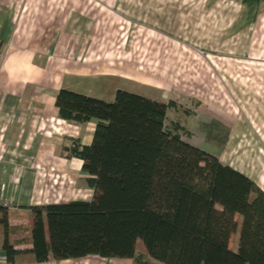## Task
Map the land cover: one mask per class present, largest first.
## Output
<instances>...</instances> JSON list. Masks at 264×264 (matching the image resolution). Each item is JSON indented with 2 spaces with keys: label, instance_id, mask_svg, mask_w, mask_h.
Here are the masks:
<instances>
[{
  "label": "crops",
  "instance_id": "0c3cea01",
  "mask_svg": "<svg viewBox=\"0 0 264 264\" xmlns=\"http://www.w3.org/2000/svg\"><path fill=\"white\" fill-rule=\"evenodd\" d=\"M213 58L228 63L224 72ZM126 85L174 102L170 123L202 115L204 128L216 122L236 135L245 97L246 117L259 119L264 136V0H0V200L13 202L11 241L29 237L32 225L21 231L19 218L30 208L94 196L83 162L65 148L90 145L97 122L62 120L60 90L102 100L109 90L115 100ZM245 174L264 190V175ZM90 258L44 264L102 263ZM16 264L37 263L21 255Z\"/></svg>",
  "mask_w": 264,
  "mask_h": 264
},
{
  "label": "trees",
  "instance_id": "16d2710c",
  "mask_svg": "<svg viewBox=\"0 0 264 264\" xmlns=\"http://www.w3.org/2000/svg\"><path fill=\"white\" fill-rule=\"evenodd\" d=\"M56 107L66 122H97L90 145L75 140L65 148L68 158L83 162L94 196L30 208L29 237L20 241L10 240L17 231L0 207L8 264L21 255L37 264L90 256L136 264H264V190L186 141V129L168 120L174 102L124 90L108 102L64 88Z\"/></svg>",
  "mask_w": 264,
  "mask_h": 264
},
{
  "label": "rangeland",
  "instance_id": "374dc122",
  "mask_svg": "<svg viewBox=\"0 0 264 264\" xmlns=\"http://www.w3.org/2000/svg\"><path fill=\"white\" fill-rule=\"evenodd\" d=\"M212 61L215 63L216 66L220 67V70L226 69L228 63L219 60L218 58H213ZM197 65L192 64V68L199 70ZM238 65H236L237 67ZM191 69V68H190ZM224 72V71H222ZM221 72V75L223 74ZM241 74V73H240ZM239 74V75H240ZM224 75V74H223ZM108 82V81H107ZM103 81V84L108 83ZM102 83V82H101ZM97 84V83H96ZM111 84H114L112 82ZM100 85V83H98ZM125 90L133 91L134 93L138 94L141 93L135 86L134 88L131 86H124ZM132 92V93H133ZM105 101L112 102L114 98L112 97L113 94L109 90L105 91ZM241 95V94H240ZM239 96V95H238ZM240 99V100H239ZM237 99L238 105V115L240 129H238L237 135L236 134H229L230 132L226 129H222L221 126H217L216 122H213V127L211 129L204 128L202 123L208 122L206 117L199 115L197 118L192 120H187L185 122L184 119H179L180 121L184 120L182 123L190 128L194 134L192 139H188L186 137V141L190 144L199 147L216 157H218L222 163L233 167L234 169L241 171L242 173L250 174L254 177V179L260 178L261 175H264V136L261 134L260 128H257L260 121L259 119L253 118V121L246 117L245 109H244V102L246 101L245 97ZM176 121V120H175ZM181 124V123H180ZM257 125V126H256ZM248 128V129H246ZM189 132V131H187ZM191 133V132H189ZM246 175V174H245ZM264 179V178H263ZM262 189V188H261ZM263 190V189H262ZM92 198L89 200L91 201ZM19 220L21 221V226L23 230H26L27 227L32 225L33 217L32 214L28 213L27 215H22ZM239 222V229L238 232L232 237L230 242V249L232 251L238 250V241H239V231L241 226V217H237ZM20 231V232H21ZM18 231V235L20 234ZM0 244L1 241L4 239V230L3 227L0 226ZM138 251H145V248L141 242L138 243ZM90 260H100V264H114V261L105 260L101 257L97 256H90ZM89 260V262H91ZM84 264V261H79ZM119 262V261H116ZM118 264V263H117Z\"/></svg>",
  "mask_w": 264,
  "mask_h": 264
},
{
  "label": "built area",
  "instance_id": "2783aa9c",
  "mask_svg": "<svg viewBox=\"0 0 264 264\" xmlns=\"http://www.w3.org/2000/svg\"><path fill=\"white\" fill-rule=\"evenodd\" d=\"M13 206V202L12 201H9V200H0V207H3V208H11ZM0 260H1V253H0Z\"/></svg>",
  "mask_w": 264,
  "mask_h": 264
}]
</instances>
